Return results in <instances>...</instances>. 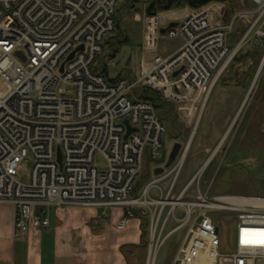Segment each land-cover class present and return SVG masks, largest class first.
<instances>
[{"label": "built area", "instance_id": "obj_1", "mask_svg": "<svg viewBox=\"0 0 264 264\" xmlns=\"http://www.w3.org/2000/svg\"><path fill=\"white\" fill-rule=\"evenodd\" d=\"M120 1L0 0V80L7 86L0 94V205L15 210V236L48 229L49 207L94 209L105 218L120 212L119 231L128 228L137 208H145L150 214L145 264H156L181 230L185 236L173 264H260L264 198L202 195L203 168L171 200L187 148L141 196L133 195L146 151H158L166 133L153 104L136 93L153 90L184 111L187 97L208 96L239 51L226 43L239 15L226 24L223 10L211 5L178 19L165 34L159 18H146L140 78L110 81L95 68L116 31ZM247 1L253 7L245 11L253 19L248 34L256 30L264 39V0ZM175 38L183 41L178 52L160 57V40ZM125 121L133 129L128 139ZM29 157L34 164L30 183L22 184L16 171ZM97 157L105 160L104 169ZM170 177L165 196L159 183ZM196 182L200 199L185 201ZM153 190L159 197L151 195ZM210 212L234 214L228 222L230 230L235 227L228 254L221 252L220 226ZM172 221L175 226L168 230Z\"/></svg>", "mask_w": 264, "mask_h": 264}, {"label": "rangeland", "instance_id": "obj_2", "mask_svg": "<svg viewBox=\"0 0 264 264\" xmlns=\"http://www.w3.org/2000/svg\"><path fill=\"white\" fill-rule=\"evenodd\" d=\"M151 1L152 0H122L119 3L116 19L122 31L114 32L113 35L116 36L113 38L111 46L106 45L104 53L98 60V67L103 71L104 76L108 80H135L140 76L141 62L144 59V30L147 26V21L144 22V15L147 18L146 20L154 17L148 13L145 14L146 8L150 5ZM233 1L237 12L247 11L249 9L248 3L245 0ZM222 13L224 14V18L227 17L226 7H223ZM166 15L167 13L156 15L157 18H160L158 21L160 26L166 23ZM151 23L156 26V21ZM121 41H123V43H121ZM182 43L183 41L181 38L162 39L158 44L157 54L162 58L174 55L181 48ZM261 60L262 61H258L256 63L257 65H255L257 66L254 72L255 79L253 78L251 84L247 86L248 88L252 87L257 79L251 96L246 106L241 111L239 118H237L232 133L220 143L219 148L214 147V144L210 143L209 138L212 131L208 130V122L211 121L215 114L225 108L224 101L228 100V97L224 99L223 95L229 96V91L232 96H235L234 99L231 97L232 100H229V102H239L240 99L236 96L239 94L240 87L233 85L235 82L232 79L226 81L228 83L230 82L229 84L231 86L226 85L223 81L215 86L216 88L211 102L205 106L201 119L200 115L205 98L192 95L187 97L189 99L185 103L184 108H188L187 111L180 110V108L178 109L177 107L175 108V117H177L178 123L183 128V134L180 136L181 138L178 139L176 137L178 132L171 129L172 133H167L164 136L163 147L154 153V161H152V159L148 160L146 154L144 155L143 167H145V170H142L140 179L147 173L146 165L148 161H150L149 168L151 171L156 167H165L168 163L173 146L176 143L186 146L196 122L200 120L199 128L194 135L192 146L188 152L183 169L176 179L171 200L175 201L177 199L186 185L204 165L208 164L207 162H209V160V164L205 167V174L201 179L200 191L203 195L208 193L209 197L240 195L264 196V130L259 131L262 126L261 122L264 120L258 116V114H262V110L264 109L263 57ZM0 88L2 89L1 84ZM225 88H227V90ZM226 91H228V94H225ZM219 115H222L220 118L227 117L224 113H219ZM182 117H186L189 124H192V130H187L186 127L188 126L184 127V124L186 125L187 122L183 120ZM215 120L217 119L215 118ZM252 120L254 122L256 121L255 125L259 132L255 129L248 130ZM218 127L219 126H213L212 128L217 129ZM216 140L217 138L213 139L214 142H216ZM219 141L217 140V143ZM214 148L217 153L214 154L213 158H210L209 155ZM96 164L100 169H104L106 166V162L102 157L96 158ZM33 166L34 164L30 157L23 161L16 171V180L22 184H29ZM145 178L146 177H144V179ZM152 180L153 177L151 174V179L148 181L147 178L146 181L149 183L152 182ZM171 182H173L172 178L159 185L163 189L165 196ZM197 188L196 182L187 194L185 201H196L200 199ZM155 191L156 190H153L152 192L154 193ZM209 215L220 221V237L222 241L221 252L223 254H228L231 251L230 244H234L235 227H231L230 230L228 223V221L230 222L232 220V215L227 212H210ZM96 216L97 218L99 217V219H103L101 212L96 213ZM174 226L175 222L172 221V226L170 225L168 230L174 228ZM184 234L185 230H181L172 236L160 251L156 264H173L178 246L184 239ZM129 235L133 236L132 234ZM132 250L134 249H126V252H131ZM136 256L139 259V264H144L146 252H140L139 255L136 252ZM260 263L264 264V260Z\"/></svg>", "mask_w": 264, "mask_h": 264}, {"label": "crops", "instance_id": "obj_3", "mask_svg": "<svg viewBox=\"0 0 264 264\" xmlns=\"http://www.w3.org/2000/svg\"><path fill=\"white\" fill-rule=\"evenodd\" d=\"M247 3L249 6L247 11L252 10L251 3ZM223 7H225L223 4L215 5L214 9L220 11ZM191 12L189 9L170 11L165 16L167 18L165 22L169 25L171 22H176ZM237 15L239 17L233 30L228 33L226 43L230 49L239 48L237 57H239L240 61H247V63L244 64L242 62L237 64L234 70L226 71L224 75L226 81L230 78L234 80L235 77L244 81L245 74L249 72L250 68L255 66L254 61H262V57L264 61V53H261L264 50V39L256 35V30L250 35L248 34L253 23L252 17L247 16L245 11L237 12ZM242 56L244 57L241 58ZM247 81L248 77L245 79V82ZM220 82L221 80H219L217 85ZM0 84L2 86L0 93H4L7 87L1 80ZM245 86H239L240 91L236 96L240 99L239 102H229V100L235 98L230 91L229 96L223 95L224 99L228 97V100L224 101L225 108L215 114L211 121L208 122V130L212 131L209 139L210 143L214 144V147H218L235 128L237 118H239L249 99L250 87ZM225 89L227 90V88ZM214 90L211 92L206 105L210 104ZM225 94H228V91ZM219 113H224L227 117L220 118L222 115H219ZM258 116L264 120V109L262 114H258ZM182 119L187 122L184 125L188 126L186 128L190 131L192 124H189L186 117H182ZM255 122L252 120L248 130L255 129L257 132L264 130V121L261 122L262 126L259 131ZM213 126L219 127L215 129L212 128ZM215 138L218 141L221 139L217 143V140L216 142L213 141ZM191 139L192 133L189 137V140ZM214 152L215 148L212 149L209 155L210 158ZM166 181L164 180L163 182ZM153 195L159 196L157 191ZM98 212L94 209L79 210L76 208L57 209L49 207L45 209V215L50 219V227L48 229L44 231L30 230L24 236L16 237L15 210L13 207L0 205V264H129V260L123 255L121 248L140 244L139 220H130L128 228L124 231H119L115 225L121 216L120 212H117L114 218L103 219L97 218L96 213ZM137 253L139 255L140 251L137 250Z\"/></svg>", "mask_w": 264, "mask_h": 264}, {"label": "trees", "instance_id": "obj_4", "mask_svg": "<svg viewBox=\"0 0 264 264\" xmlns=\"http://www.w3.org/2000/svg\"><path fill=\"white\" fill-rule=\"evenodd\" d=\"M214 3H220V4L226 5L228 15H227V18L225 19V22L230 23L231 19L237 14V10H236L233 0H152L150 2V5L146 8V11L149 15L156 16L161 13L168 12V11H182L185 9L196 11V10L203 9L206 6L210 4H214ZM116 31L117 32L122 31V29L120 28V24L117 22V19H116ZM115 36L116 35H113L109 38V40L107 41V46H111L112 40ZM121 43H123V41H121ZM261 53L263 54L264 50L261 51ZM243 57L244 56H242L241 58ZM242 62H244V64L247 63V61H240L239 57L236 56L232 64L230 65L229 70H227V72L234 70L236 65ZM254 62H255V65H257L256 63L258 61H254ZM256 68L257 66H254L253 68L249 69V72L245 74L244 76V81H241L240 78L237 79L235 77L234 79L235 83L233 85L248 86L249 84H251L254 78V75H255L254 72ZM95 71L99 73H103V71L100 70V68L98 67V61L96 64ZM224 75L220 78V80L223 81V83H225L226 85L231 86L229 84L230 82L229 83L225 82L226 79L224 78ZM247 77H248V81L245 82V79H247ZM136 96L139 99L149 101L153 104L161 122L163 123L166 129V134L172 133L171 129H173V131L178 132V135L176 137L178 139L181 138L180 136L183 134L182 133L183 128L178 123L177 117H175L176 106L174 102L167 100L160 93L155 92L150 89L140 90L136 93ZM184 127L186 126L184 125ZM145 154L148 157V160L152 159V161H154L152 151L147 150ZM149 162L150 161H148L146 165L147 173L146 175H144V177L146 178L144 179V177H142V179H140L137 182L134 192H133L134 196H137V197L141 196L145 187L150 183V182L148 183V181L149 179H151L152 171L149 168V165H150ZM143 169L145 170V167H143ZM147 178H148V181H146ZM135 218L140 220V233H141L140 234V244L138 246H125L121 248L123 255L126 257L127 260H129V264H139L140 262H139L138 257L136 256V252L137 250H139L140 252H143V251L146 252L148 250V244H149V228H150L149 211L145 208H137L135 210ZM126 249H135V250H132L131 252H126Z\"/></svg>", "mask_w": 264, "mask_h": 264}, {"label": "water", "instance_id": "obj_5", "mask_svg": "<svg viewBox=\"0 0 264 264\" xmlns=\"http://www.w3.org/2000/svg\"><path fill=\"white\" fill-rule=\"evenodd\" d=\"M177 27V24L174 23L172 25H170V28H176ZM167 32L166 29H163L161 30V33L162 34H165ZM79 50L83 51L84 50V47H81ZM18 56L19 57H22L21 53H18ZM74 57V54L71 55L70 59H72ZM62 71H63V68H62ZM183 71V68H181L180 70L176 71L174 74H173V78H178V76L180 75V73ZM252 90V88H251ZM208 100V99H207ZM207 100L205 102V105L207 103ZM202 115V114H201ZM125 125L127 126L128 128V134L126 135L125 139H128L129 138V135L133 132V129L131 128V126L129 125L128 121H125ZM182 149V145L179 144V143H176L170 153V156H169V160H168V163L167 165L163 168H158L154 171L155 175L158 176V175H161L164 173L165 169H168L171 167L172 163H174L180 153ZM58 163L60 164V166H62V153H61V150L60 148L58 149Z\"/></svg>", "mask_w": 264, "mask_h": 264}, {"label": "bare ground", "instance_id": "obj_6", "mask_svg": "<svg viewBox=\"0 0 264 264\" xmlns=\"http://www.w3.org/2000/svg\"><path fill=\"white\" fill-rule=\"evenodd\" d=\"M249 97V96H248ZM204 103H205V101H204Z\"/></svg>", "mask_w": 264, "mask_h": 264}]
</instances>
